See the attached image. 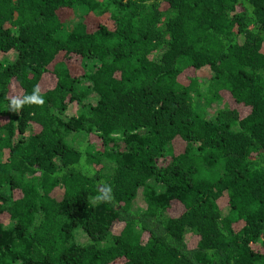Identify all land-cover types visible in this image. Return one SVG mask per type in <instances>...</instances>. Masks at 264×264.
Segmentation results:
<instances>
[{
    "label": "trees",
    "instance_id": "16d2710c",
    "mask_svg": "<svg viewBox=\"0 0 264 264\" xmlns=\"http://www.w3.org/2000/svg\"><path fill=\"white\" fill-rule=\"evenodd\" d=\"M12 52L0 264H264V0H0Z\"/></svg>",
    "mask_w": 264,
    "mask_h": 264
},
{
    "label": "rangeland",
    "instance_id": "374dc122",
    "mask_svg": "<svg viewBox=\"0 0 264 264\" xmlns=\"http://www.w3.org/2000/svg\"><path fill=\"white\" fill-rule=\"evenodd\" d=\"M60 18L63 22H66L67 24L73 26L75 24H77L78 22H80L82 20L81 17V13L80 12H73L71 10H64L61 11L59 13ZM16 58V54L14 52L10 53V54H6L3 55L2 53L0 54V61H14V59ZM68 65L71 67V70H73V72H79V68L76 65V63L72 60H70L68 62ZM198 76L199 78H201V80H203L204 82L208 81L211 78V71L208 69H202L198 72ZM52 83V80H51ZM50 83V84H51ZM48 84H46L47 86ZM45 86V87H46ZM45 90V89H44ZM225 107H231V105L229 103H222L220 105H215L212 109H211V114H213L215 112L216 109L218 108H225ZM80 106L77 103H74L70 106V108L68 109L67 113L65 114L66 116H74L77 114V112L79 111ZM86 141V139L84 140ZM108 167L105 171L106 174L111 173V169L113 168V164H111L109 161L107 162ZM146 207L144 198H143V194H142V190L139 191L138 196L135 200V204H134V209H139L142 208L144 209ZM6 228H9L11 226L10 222H7L6 224ZM190 236V235H188ZM88 238L85 234L80 233L77 237V241L80 243H85L87 242Z\"/></svg>",
    "mask_w": 264,
    "mask_h": 264
},
{
    "label": "clouds",
    "instance_id": "9594fccd",
    "mask_svg": "<svg viewBox=\"0 0 264 264\" xmlns=\"http://www.w3.org/2000/svg\"><path fill=\"white\" fill-rule=\"evenodd\" d=\"M45 101L41 94L40 87L34 86L31 94L14 95L9 99L8 111L19 114L25 105H36L43 107ZM113 199L112 188L104 185L102 192L96 197L97 201L110 202Z\"/></svg>",
    "mask_w": 264,
    "mask_h": 264
}]
</instances>
